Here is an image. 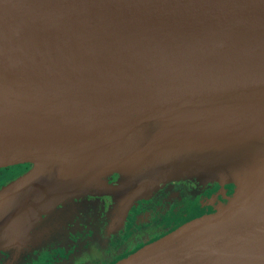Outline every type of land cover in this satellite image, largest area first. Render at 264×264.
<instances>
[{
    "label": "water",
    "instance_id": "obj_1",
    "mask_svg": "<svg viewBox=\"0 0 264 264\" xmlns=\"http://www.w3.org/2000/svg\"><path fill=\"white\" fill-rule=\"evenodd\" d=\"M28 162L0 191L1 245L72 196L122 208L199 177L237 196L116 264H264V0H0V167Z\"/></svg>",
    "mask_w": 264,
    "mask_h": 264
},
{
    "label": "flooded vegetation",
    "instance_id": "obj_2",
    "mask_svg": "<svg viewBox=\"0 0 264 264\" xmlns=\"http://www.w3.org/2000/svg\"><path fill=\"white\" fill-rule=\"evenodd\" d=\"M119 177V174L111 176L112 183H116ZM170 183L168 185L173 186ZM214 185L211 181L176 183L172 192L178 193L179 202L187 205L180 219L191 213L189 204L200 194L210 192L209 186ZM228 187H232L231 184ZM165 188L139 199V206L131 208L126 219L121 217L119 200L115 195L97 193L74 197L58 207L60 213L57 215L63 217L55 216V220L50 222L53 234L48 237L49 241H45L46 234L35 233L33 238L45 237L42 242L40 240L36 244L34 241L23 247L0 246V264H116L163 236L162 217L134 226L131 219L135 215H156L158 205L171 195ZM213 211L215 209L212 208ZM117 219L120 222L116 223Z\"/></svg>",
    "mask_w": 264,
    "mask_h": 264
},
{
    "label": "rangeland",
    "instance_id": "obj_3",
    "mask_svg": "<svg viewBox=\"0 0 264 264\" xmlns=\"http://www.w3.org/2000/svg\"><path fill=\"white\" fill-rule=\"evenodd\" d=\"M35 166H36L35 163L28 162V163L16 164V165H11V166H6V167H0V191L2 189H4V187H6L10 183H12L13 181L17 180L18 178H20L21 176H23L24 174H26L27 172L32 170ZM114 174H118V173H113L112 175L108 176L107 181L109 183H112V179L110 177L113 176ZM193 178H196V180H194ZM189 180L191 182H193V184H199L201 182L207 183L210 181V180L201 179L199 177L174 178L172 180L166 181L163 184L159 185V187L157 189H155L152 193H150V194L147 193L146 196L130 197L127 204L123 205L121 208V211H120L121 217L126 219L128 216L129 210L131 208H133L134 206H139V199H141L142 197H149L153 193H155L158 189H161V188L163 189V187L164 188L167 187L165 189L170 190L171 195H169L161 204L158 205V211L156 212L157 213L156 215H154L152 217L150 215H142L141 217H138L137 215H135L131 219V224H133V226H134V225H139L140 223H143V222H151V221H155L158 219L160 220V217H162L161 226L163 227V230H164L163 236H165V235L169 234L170 232L176 230L177 228L181 227L182 225H184L190 221H193V220L198 219L200 217H203L205 215H210V214L217 212V210L220 207L230 203L237 196V190H236L234 183H232L226 179H223L222 181L221 180H213V181H211V183H213V185L215 182H220V183L217 186H215V185L209 186V187H211L210 189H212L210 192L204 193L202 195L200 194L199 196H197L195 198V200L189 204L191 213L188 216L180 219L182 217V215L186 212L187 205H183L182 203H180L179 202L180 199L177 198L178 193H175L172 191H174V189H175L174 185H176V183H178L180 181L187 182ZM170 182L173 183V186L168 185V183H170ZM229 184H231L232 187H228ZM76 196H79V195H76ZM117 198H119V197H117ZM71 199H72V197L67 199L65 202L59 204L58 206L54 207L53 210L50 211L46 216H43L42 218L38 219L37 225H39L38 226L39 230L44 235L46 234V240L45 241H49L50 238L52 237V234H53V232L49 228V225H50L49 221L53 222V220L55 219L54 218L55 216L56 217L61 216L60 214L56 215L57 212L60 213L58 207L60 205L67 203ZM166 203H168V204H166ZM212 208L215 209V211L211 212ZM209 209H211V210H209ZM204 211L207 213H205ZM61 217H63V216H61ZM115 222L118 223V222H120V220L117 219ZM119 227H121V225ZM48 237H50V238H48ZM162 237H160V238H162ZM44 238L45 237L41 236L39 239L35 240V243L36 244L40 243V240L42 242V240ZM32 242H33V240H30V243H32ZM29 244H27V245H29ZM0 246L6 247L7 245L6 244H3V245L0 244ZM21 247H23V246H21Z\"/></svg>",
    "mask_w": 264,
    "mask_h": 264
},
{
    "label": "bare ground",
    "instance_id": "obj_4",
    "mask_svg": "<svg viewBox=\"0 0 264 264\" xmlns=\"http://www.w3.org/2000/svg\"><path fill=\"white\" fill-rule=\"evenodd\" d=\"M262 212H264V207L262 209ZM243 225H244V222L241 217H233L231 220L229 219L225 221V226L227 228L234 227L236 229H240ZM250 247H252V245L243 244V245H237L235 249H237V251H246ZM202 258H203V255L198 254V253H192V254L182 256L181 260L183 261L184 264H196ZM207 259L209 260L207 264H229L236 260V258L231 259L229 257H226L222 253H218L216 255L210 256Z\"/></svg>",
    "mask_w": 264,
    "mask_h": 264
},
{
    "label": "trees",
    "instance_id": "obj_5",
    "mask_svg": "<svg viewBox=\"0 0 264 264\" xmlns=\"http://www.w3.org/2000/svg\"><path fill=\"white\" fill-rule=\"evenodd\" d=\"M121 179H120V177H119V179L116 181V183H111L112 185H115L116 187L117 186H119L121 183ZM97 193H99V194H109V195H115V194H113L112 192H110L109 190H107V191H103V192H93V193H84V194H81V195H87V194H97ZM74 197H77L76 195L75 196H72V199L74 198ZM71 199V200H72ZM57 215V214H56ZM55 220V219H54ZM53 220V221H54ZM51 222V221H50ZM52 223V222H51ZM50 223V224H51ZM49 228H51V226H49ZM36 239H38L37 237L35 238V239H33V242L36 240ZM33 245V244H32ZM23 246H26V245H23Z\"/></svg>",
    "mask_w": 264,
    "mask_h": 264
}]
</instances>
